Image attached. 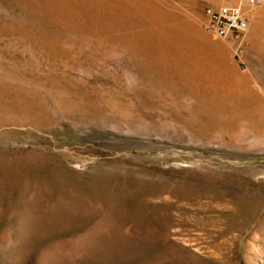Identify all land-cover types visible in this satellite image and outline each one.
I'll use <instances>...</instances> for the list:
<instances>
[{"label": "rangeland", "instance_id": "374dc122", "mask_svg": "<svg viewBox=\"0 0 264 264\" xmlns=\"http://www.w3.org/2000/svg\"><path fill=\"white\" fill-rule=\"evenodd\" d=\"M223 1L0 0V94L47 108L0 123V264H264V3L235 56Z\"/></svg>", "mask_w": 264, "mask_h": 264}, {"label": "bare ground", "instance_id": "6f19581e", "mask_svg": "<svg viewBox=\"0 0 264 264\" xmlns=\"http://www.w3.org/2000/svg\"><path fill=\"white\" fill-rule=\"evenodd\" d=\"M144 53H147L145 54L147 63L153 65V75L162 82L172 85L175 93H177L179 90L185 89L186 86L198 87V85L193 82L188 71V67L185 65L184 60L179 55L175 56V54H170L169 51L167 52V57H162L160 54L157 56L149 51H144ZM12 90H9L8 88H2V94H0V98L9 96L12 92H14ZM29 99L30 98H28V94L25 95L23 93L14 92V98L12 100L6 103L0 102V123L12 119L31 120L32 113H47V108L43 104L28 102ZM5 114H10V117H3Z\"/></svg>", "mask_w": 264, "mask_h": 264}, {"label": "built area", "instance_id": "2783aa9c", "mask_svg": "<svg viewBox=\"0 0 264 264\" xmlns=\"http://www.w3.org/2000/svg\"><path fill=\"white\" fill-rule=\"evenodd\" d=\"M264 0H224L218 5L205 8L207 32L232 45L235 56L244 54L248 47L250 20Z\"/></svg>", "mask_w": 264, "mask_h": 264}]
</instances>
